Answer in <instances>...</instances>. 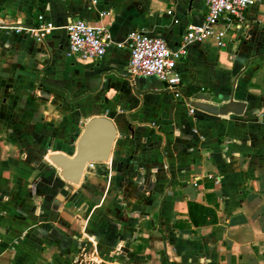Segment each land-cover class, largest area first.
<instances>
[{"label": "crops", "instance_id": "0c3cea01", "mask_svg": "<svg viewBox=\"0 0 264 264\" xmlns=\"http://www.w3.org/2000/svg\"><path fill=\"white\" fill-rule=\"evenodd\" d=\"M39 14L44 41L13 30ZM206 14L204 0H0V264H264V0L224 47H189L190 104L131 75L128 48L95 63L69 50L74 18L175 50ZM94 118L116 126L111 159L68 183L50 156H74ZM190 202L218 223L196 227Z\"/></svg>", "mask_w": 264, "mask_h": 264}, {"label": "built area", "instance_id": "2783aa9c", "mask_svg": "<svg viewBox=\"0 0 264 264\" xmlns=\"http://www.w3.org/2000/svg\"><path fill=\"white\" fill-rule=\"evenodd\" d=\"M262 1L204 0L207 14L203 24L189 26L175 50L163 39L145 32L130 34L125 42L117 43L107 29L74 18L66 26L69 50L81 60L95 63L102 62L114 47L120 50L128 48V71L131 75L157 77L176 100L190 104L189 97L184 94L185 85L178 67V63L188 57L189 47L193 43H214L224 47L228 32L242 29L247 23L249 9ZM13 30L18 34L29 32L35 40L44 41L52 33L53 26L47 22L45 14H39L37 25H17ZM97 164L90 163L87 166L95 169Z\"/></svg>", "mask_w": 264, "mask_h": 264}, {"label": "water", "instance_id": "95a60500", "mask_svg": "<svg viewBox=\"0 0 264 264\" xmlns=\"http://www.w3.org/2000/svg\"><path fill=\"white\" fill-rule=\"evenodd\" d=\"M243 105L235 104L234 111L242 112ZM117 139V129L108 118H94L86 124L74 156L53 154L50 160L61 170L64 180L80 185L87 165L90 163H107Z\"/></svg>", "mask_w": 264, "mask_h": 264}, {"label": "trees", "instance_id": "16d2710c", "mask_svg": "<svg viewBox=\"0 0 264 264\" xmlns=\"http://www.w3.org/2000/svg\"><path fill=\"white\" fill-rule=\"evenodd\" d=\"M189 214L192 223L196 227L218 223V215L215 210L195 202L189 203Z\"/></svg>", "mask_w": 264, "mask_h": 264}]
</instances>
